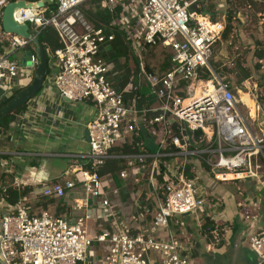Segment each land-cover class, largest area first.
Returning <instances> with one entry per match:
<instances>
[{"label":"built area","instance_id":"1","mask_svg":"<svg viewBox=\"0 0 264 264\" xmlns=\"http://www.w3.org/2000/svg\"><path fill=\"white\" fill-rule=\"evenodd\" d=\"M90 1L57 0L54 9L45 5L14 12L15 20L27 24L30 32L38 35L51 29L59 39L60 47L49 52L51 72L42 89L56 90L69 101L91 102L96 115L87 125L89 151L84 157L88 166L79 169L80 182L76 184L66 178L41 189L43 196L61 199L79 184L84 197L76 208L81 212L76 215L70 212L56 215L49 210L33 212L24 198L14 205L0 202V260L7 264H93L88 256L97 243L107 245L99 264H189L188 253L170 232L171 222L176 215L198 212L210 203L217 209L219 202H210L208 187L195 168L191 170L193 176L188 175L187 158L203 160L217 181H228L232 177L249 179L255 190H263L264 125L255 131L242 115L240 104L250 109L253 120L259 107L249 96L257 109L252 114L248 103L236 95L230 81L211 63L225 22L199 10L216 0H100L101 8L111 14L122 7L119 19L111 26L124 24L129 34L135 27L132 40L137 45H159L170 50L171 70L161 76L150 73L148 77L151 93L146 112L150 124L157 125L163 132L160 144L166 145L170 138L179 151L127 156L130 166L135 165L134 159L143 163L146 158H153L145 181L157 204L152 221L156 233H134L114 222L110 230L91 235L88 221L92 218V207L97 200L102 207L110 205L107 187L98 169L118 157L112 150L135 129L139 110L134 102L128 103V88H121L113 79L110 59L114 33L94 26L84 15L83 7ZM8 2L0 0L1 9ZM8 35L11 48H33L30 40ZM31 62V66L21 67L17 61L0 54V86L10 87V82L16 80L20 72H30L33 78L37 64L35 55ZM15 90L10 89L9 95ZM151 96L156 98L154 102L149 99ZM173 120L178 122L179 135L172 134ZM193 130H201L206 140L204 147L191 151L188 133ZM164 156L178 157L182 161L161 165L160 157ZM216 169L220 171L215 172ZM120 177L127 179V173L121 171ZM20 185L18 181L14 183L16 188ZM138 197L145 198L147 194ZM160 232H167V238H162ZM214 233L217 239V229ZM250 245L264 262V228L251 237ZM153 254L159 256L158 262Z\"/></svg>","mask_w":264,"mask_h":264},{"label":"crops","instance_id":"2","mask_svg":"<svg viewBox=\"0 0 264 264\" xmlns=\"http://www.w3.org/2000/svg\"><path fill=\"white\" fill-rule=\"evenodd\" d=\"M10 38V35L3 34L0 23V41H10ZM14 49L6 50L3 55L10 58L16 53ZM25 50L20 48L18 59L13 60L20 64ZM19 51L22 52L19 54ZM31 77L30 72H20L19 77L10 82V87L0 86V102L10 97V89H16L14 94L25 86ZM95 115L96 108L91 102L69 101L56 90L42 89L29 101L26 110L17 114L19 123H11L8 132L10 139L2 142L0 138V155H3L0 159V173L8 174L5 176L6 180L8 179L7 184L10 181L9 184L13 188H16L14 183L18 181L21 183L19 188L30 189L29 193L21 198L25 199L33 212L49 210L56 215L69 212L76 215L81 212L76 208L77 203L84 197L79 184L61 199L47 198L42 195L41 189L44 185L66 178L76 184L80 182L79 169L88 166L84 157L89 151L86 139L87 125ZM187 159L193 161L196 173L202 174L205 182L207 181L210 202H219L217 209L210 203L198 212L176 215L171 222L170 232L188 253L189 264H264L250 245L251 237L264 228V189L255 190L253 182L249 179L232 177L228 181H217L213 179L212 174L201 168L199 162L192 158ZM56 160L66 161V164L59 167ZM181 161V158L175 157L167 162L175 164ZM127 164L126 170L130 168L134 176L144 178L146 166H130L129 161ZM102 176L104 185L111 193L118 194L119 199L110 195L108 207H102L101 203H98L100 200L96 201L91 211L94 216L88 221L90 234L110 230L115 226L114 222L134 233H156L152 221L157 204L154 197L142 188L146 178L139 183L133 181L132 190L130 185L121 180L122 185L119 186L109 173ZM132 179L133 177L131 181ZM144 193L147 197H138ZM131 195L136 197L133 199ZM4 202L6 203L1 201ZM215 229L219 234L217 239ZM160 233L162 238H167V232ZM106 252V244H97L91 249L88 259L93 264H99ZM152 256L159 261L157 254Z\"/></svg>","mask_w":264,"mask_h":264},{"label":"rangeland","instance_id":"3","mask_svg":"<svg viewBox=\"0 0 264 264\" xmlns=\"http://www.w3.org/2000/svg\"><path fill=\"white\" fill-rule=\"evenodd\" d=\"M213 5H215L213 11L205 15L210 16L212 19L223 20V22H226L227 19L231 17L234 25L229 40L225 41V43L217 49L213 60L214 67L224 79L230 81L238 97L243 98L247 103L249 96L254 99L256 106L259 107V111H256L255 120H253L249 114L250 109L243 103L240 104V111L247 119L248 124L252 126L255 131H258V127L264 125V123H262V120H264V0H216ZM88 7L92 8L91 5H88ZM2 11L3 10L0 9V23ZM3 34L7 33L3 31ZM134 34L135 27L131 29L130 34L127 32L126 38L129 43L126 42L130 46H127V55L116 57L114 51H112L110 59L112 62L111 70L113 72V79L116 80L121 88H128V92L136 88L134 84L136 79L138 80V87L141 89L146 87L150 72L145 69V65H148L157 73L162 72V68H164V64L170 55V50L164 46L144 48L143 45H137L136 42L132 40ZM20 52L22 51H19V54ZM18 57L17 51L10 56V59H18ZM245 72H248L250 75L247 79H243ZM246 96L247 98H245ZM149 99L152 102L156 100L154 96H151ZM131 100L138 106L139 110V122L136 125L137 128L139 127L138 130L142 127L146 131V137L152 139L154 144H159L158 148L162 150L166 146L165 144H160L163 132L161 128L156 127L154 129L150 124V117L146 112V102L144 103V101H142L139 103L136 101L135 97L131 98ZM25 110L26 108L23 111ZM11 123H19L17 121V115ZM11 123L8 128H3L0 132L2 142L10 139L11 135H9L8 132L10 131ZM134 130L126 135L125 141H127L128 144L135 140V138H139L140 142L144 139L137 134V129ZM153 131L156 132L153 133ZM188 137L189 150L192 151V149L198 148L196 144H192L193 138L191 133L188 134ZM196 161L198 162L197 159ZM56 163L59 167H63L66 161L56 160ZM201 163V168L205 169V167H208L203 160H201ZM124 164L126 166V163ZM121 171H127L129 178H121L120 180L123 181V183L126 182V185H130L132 190L133 181L137 183L143 182L148 174L146 173L143 178L142 176H134L130 168L126 170L125 167ZM197 175H199L203 183L207 185V181L205 182L203 175L199 173ZM131 177H133L132 181ZM142 188L148 191L150 195V189L146 181L143 183ZM106 189V194H109V198L110 195H114L117 200L119 199L118 194L114 192L111 193L110 189ZM135 197V195H131V198L134 199ZM209 197L211 198V196ZM92 216H94V214ZM96 245L97 243H95L91 249L96 247Z\"/></svg>","mask_w":264,"mask_h":264},{"label":"trees","instance_id":"4","mask_svg":"<svg viewBox=\"0 0 264 264\" xmlns=\"http://www.w3.org/2000/svg\"><path fill=\"white\" fill-rule=\"evenodd\" d=\"M9 1H15V0H9ZM215 2L216 1L209 2L204 7V9L199 10L200 13L206 14V13H210L211 11H213V9L215 7V5H213V3H215ZM88 5H91L92 8H89ZM48 8L54 9L55 5H48ZM1 10H3V8ZM83 11H84V15L87 18V20L89 22H91L94 26L104 27L108 32L114 33L115 40L112 42V49L114 51V55L116 57L127 55L128 47H130L128 44L129 42L126 38L128 27L124 24H114V26H111L113 21H116L119 19V15L122 11V7H117L115 12L113 14H111L107 10L101 8L100 0H92L83 7ZM130 29H131V27H130ZM233 29H234L233 20L231 17H229L227 19V21L225 22V29L223 31L222 38L215 45L214 55L211 59V63L213 65H214L213 60L215 58L217 49L222 44H224L225 41L229 40ZM38 37H39L40 42L44 46V49H45V52L47 55V61L49 63V59H50L49 52L54 51L55 49L60 47V43H59V39L57 37V34L53 30L48 29V30H45V31H42L41 33H39ZM143 46H144V48H146V47L147 48L159 47V45L152 46V47L149 45H143ZM10 48L11 47H10V41L9 40L0 41V54L5 53V51L10 49ZM170 58H171V53H170L167 61L164 64V68H162L163 69L162 72H159L160 74L157 73L156 71L152 70L148 65H145V69L150 73L161 76L165 72H168L169 70H171L172 63H171ZM49 74H50V68H49V64H48L47 75H49ZM249 76H250L249 73L245 72L243 79H247ZM31 82H32V78H31V80L28 81V83L26 85H28ZM134 84H135L136 88H134L131 92H128L126 94V98H127L128 103H131L132 102L131 98L135 97L137 102L141 103L142 101H144V103L146 102V106H148V101H149L148 96L151 93V88H150L149 83H147L146 87H144L142 89L140 87H138L139 84H138L137 79L135 80ZM25 86H23L22 88H24ZM17 92H15L12 96L7 98L6 100L1 101L0 107L6 105V103ZM26 107H27V104L25 106H23L22 108H20L16 111L10 113L9 115L3 117L0 120V132L3 130V128H8L11 121H13V119L15 118V116L20 111L24 110ZM136 107L138 108V106H136ZM254 111H255V108H254L252 114H254ZM154 127L158 128L157 125H154ZM171 127H172V134L173 135H179L180 134L179 125H178V122L176 120H173V122H171ZM138 128L136 126L137 130H138ZM189 133H191V136L193 138L192 144H196V146L198 148L204 147L206 139H205V136L203 135V132L201 130H193V131H190ZM137 134H139L140 137L144 138V139L140 142L139 138H135V140H133L129 144L127 143V141H124L120 145L116 146L112 150V153L118 155V157L108 160L103 166H101L98 169V172L100 175H105V174L109 173L111 175V177L116 181V183L119 186H121L122 183L120 182V179H121L120 171L123 168L128 167L127 163L129 161V159L127 158V156H133V155H138V154H154L160 150L158 148L159 144H154V141L152 139L146 137L147 136L146 131L142 127L138 130ZM186 134H187V132H186ZM177 151H179V149L171 143L170 138H168V142H167L165 148L160 150V152H163V153H175ZM2 157H3V155H0V159ZM170 158L171 157H169V156L160 157L161 165L166 163ZM191 158L193 160L197 159L195 157H191ZM133 161H135V164H137V165L139 164V165L146 166L145 174L148 173L147 174V177H148L150 170H151L153 158H151V157L146 158V160L143 163H140L137 159H134ZM198 162L200 163V166H201L202 163L199 160H198ZM124 163H126V166ZM193 168H195V164L193 163V161L189 160L187 162V171H189V173H188L189 176H193V172L191 171V170H193ZM205 170L210 173L211 168L208 166L207 168L205 167ZM6 175H8V174L4 173V172L2 174L0 173V202L4 200V201H6V203L4 202L5 205H14L21 197L26 196L29 193L30 189H28V188H25V189L13 188L9 184L10 181L7 184L8 179L6 180V178H5ZM10 179H12V178H10ZM5 180H6V183H4ZM208 224H210V223L208 222ZM208 226H206V227H208ZM209 228H211V227H209Z\"/></svg>","mask_w":264,"mask_h":264},{"label":"water","instance_id":"5","mask_svg":"<svg viewBox=\"0 0 264 264\" xmlns=\"http://www.w3.org/2000/svg\"><path fill=\"white\" fill-rule=\"evenodd\" d=\"M57 0H37L35 2H26L25 0L9 1L3 8L1 15L2 29L7 34H14L32 42L33 48L25 47L24 56L21 60V67L31 66L32 56L35 55L37 64L35 67L34 76L32 82L20 89L7 103L0 107V120L9 115L10 113L22 108L29 103L42 89L48 72V61L44 46L39 40L38 35L30 32L27 24H21L14 18V12L20 8L30 7H44L45 5H53ZM20 47L14 49L17 52ZM17 50V51H16ZM264 123V120H262ZM261 123V124H262ZM86 139L89 140L88 131L86 132ZM219 172V169L214 170ZM0 264H7L5 261H1Z\"/></svg>","mask_w":264,"mask_h":264},{"label":"bare ground","instance_id":"6","mask_svg":"<svg viewBox=\"0 0 264 264\" xmlns=\"http://www.w3.org/2000/svg\"><path fill=\"white\" fill-rule=\"evenodd\" d=\"M245 98H247V96ZM248 105L251 108L252 112H253L254 108H255V111L257 110L254 102L252 100H250V99L248 100ZM255 111H254V113H255Z\"/></svg>","mask_w":264,"mask_h":264}]
</instances>
